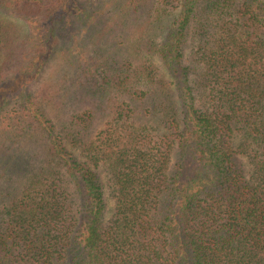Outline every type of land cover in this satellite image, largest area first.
<instances>
[{"label":"trees","instance_id":"1","mask_svg":"<svg viewBox=\"0 0 264 264\" xmlns=\"http://www.w3.org/2000/svg\"><path fill=\"white\" fill-rule=\"evenodd\" d=\"M71 5L0 0L43 18L0 24V264H264V0H118L146 34L83 72L97 130L35 91ZM40 135L41 165L11 152Z\"/></svg>","mask_w":264,"mask_h":264},{"label":"rangeland","instance_id":"2","mask_svg":"<svg viewBox=\"0 0 264 264\" xmlns=\"http://www.w3.org/2000/svg\"><path fill=\"white\" fill-rule=\"evenodd\" d=\"M40 1L44 3L47 0ZM71 3V13H62L59 17L58 15L55 17L56 22L53 25L58 29V38H46L52 42L56 40L57 44L41 79L35 86V91L38 88H44L51 92L49 110L57 123V128L58 121L66 118L65 112L71 111L72 106L81 101L75 107V114H82L85 109L94 106L96 119L92 130H97L103 125L105 114L101 110L99 98L86 96L85 88L82 86L85 77L82 74L89 70L97 78L99 71L102 70L99 65L105 63V58H108V62L111 60L119 62L124 57L135 55V48L138 40L141 39L138 37L146 34V31H143L142 20H136L135 16L128 20L122 14L119 15L118 7H116L118 0H71ZM42 19L39 17L17 18L14 13L10 14L7 10H0V24L12 26L17 34L20 32L25 34L28 30L36 34L43 25ZM165 77L170 80L168 75ZM46 149H48V139L45 135H40L21 140L11 152L16 151L20 155L23 154L25 162L32 160L37 165H41ZM14 162L16 164L10 172L13 177L8 176V180L13 181L3 182L2 177L0 183L4 186L8 183L10 185L15 183V180L19 178L17 169L22 167V163L19 160H14ZM17 165L19 168H16ZM17 183L21 184V181ZM108 204L111 209L113 201L109 200Z\"/></svg>","mask_w":264,"mask_h":264}]
</instances>
